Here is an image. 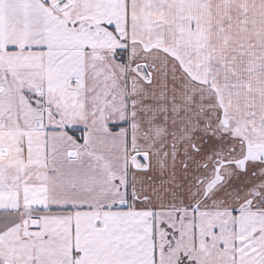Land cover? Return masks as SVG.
I'll return each instance as SVG.
<instances>
[{
    "label": "snow or ice",
    "instance_id": "6c2138e0",
    "mask_svg": "<svg viewBox=\"0 0 264 264\" xmlns=\"http://www.w3.org/2000/svg\"><path fill=\"white\" fill-rule=\"evenodd\" d=\"M0 264H264V0H0Z\"/></svg>",
    "mask_w": 264,
    "mask_h": 264
}]
</instances>
